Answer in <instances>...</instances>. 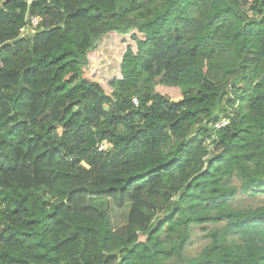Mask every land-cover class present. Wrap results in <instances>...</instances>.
Instances as JSON below:
<instances>
[{"label":"trees","instance_id":"16d2710c","mask_svg":"<svg viewBox=\"0 0 264 264\" xmlns=\"http://www.w3.org/2000/svg\"><path fill=\"white\" fill-rule=\"evenodd\" d=\"M0 264H264V0H0Z\"/></svg>","mask_w":264,"mask_h":264},{"label":"rangeland","instance_id":"374dc122","mask_svg":"<svg viewBox=\"0 0 264 264\" xmlns=\"http://www.w3.org/2000/svg\"><path fill=\"white\" fill-rule=\"evenodd\" d=\"M124 37L119 35L106 36L99 44L97 52L92 56L90 64V75L93 81L106 87L107 83L119 76V62L125 49ZM124 212L112 211V221L116 227L124 223ZM206 241L199 229L193 236L192 243L188 246L187 253L191 256L197 255L204 247Z\"/></svg>","mask_w":264,"mask_h":264},{"label":"built area","instance_id":"2783aa9c","mask_svg":"<svg viewBox=\"0 0 264 264\" xmlns=\"http://www.w3.org/2000/svg\"><path fill=\"white\" fill-rule=\"evenodd\" d=\"M37 23H38V20H37V19H34V20L32 21V24H33L34 26H36ZM227 124H228V121H227L226 119H222V120L216 125V128H223V127H226Z\"/></svg>","mask_w":264,"mask_h":264}]
</instances>
